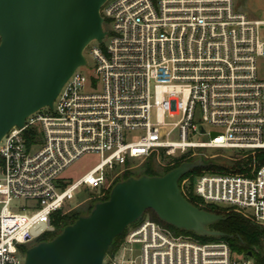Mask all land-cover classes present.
<instances>
[{
	"label": "built area",
	"instance_id": "built-area-1",
	"mask_svg": "<svg viewBox=\"0 0 264 264\" xmlns=\"http://www.w3.org/2000/svg\"><path fill=\"white\" fill-rule=\"evenodd\" d=\"M100 14L105 36L86 48L92 75L76 69L52 110L30 115L0 141V264H23V246L53 233L55 214L100 202L131 163L160 152L250 157L244 173L202 171L178 187L183 196L192 181L202 206L264 229V161L255 157L264 153V79L257 73L264 18L248 17L234 0H107ZM90 154L99 158L95 166L73 181L63 177ZM80 195L87 198L70 207ZM102 264L254 263L231 259L224 242L175 236L146 218L126 229Z\"/></svg>",
	"mask_w": 264,
	"mask_h": 264
},
{
	"label": "water",
	"instance_id": "water-1",
	"mask_svg": "<svg viewBox=\"0 0 264 264\" xmlns=\"http://www.w3.org/2000/svg\"><path fill=\"white\" fill-rule=\"evenodd\" d=\"M106 1L0 0V141L30 115L52 110L64 83L87 66L86 48L100 44L106 33L100 14ZM205 166L197 158L162 176L115 183L107 200L95 203L87 215L52 240L27 248L23 264H102L113 239L147 210L177 230L224 236L208 228L224 217L193 206L178 187L182 176Z\"/></svg>",
	"mask_w": 264,
	"mask_h": 264
},
{
	"label": "trees",
	"instance_id": "trees-1",
	"mask_svg": "<svg viewBox=\"0 0 264 264\" xmlns=\"http://www.w3.org/2000/svg\"><path fill=\"white\" fill-rule=\"evenodd\" d=\"M242 156V154H241ZM158 157L160 160H165L167 157L164 156L162 152L158 154ZM187 155L181 156L177 159H171L167 158V163L164 165V168H162L161 171H158L155 168V161H156V155L149 156L142 164V168L139 174L132 175L130 173L124 172L120 178L116 179L114 184L127 179L128 177H140V176H162L168 171L177 168L181 163L184 162H192L195 159L189 158L186 159ZM256 159H258L259 162L264 161V153L257 152L255 153ZM250 162V157L247 158H240L235 159L230 163L229 168L219 167V166H212L207 165L202 168H197L192 171H190L188 174L182 176L178 184H180V181L187 176L196 175L200 172H210L215 174H225V173H244L246 166ZM113 184V185H114ZM109 195V192L107 195L101 200L105 201L107 200ZM183 197L193 206L200 208L204 211H207L212 214L221 215L224 217L223 221H217L213 223L212 225L208 226L209 229L218 231L224 234L222 237H199L191 232H185L182 230H177L173 228L170 225H167L163 222H161L157 216L154 214L153 211L147 210L145 211L139 220H137L135 223L131 224L129 227L135 226L143 219H149L160 226L168 229L170 232H172L175 236H190L201 243H215V242H224L229 247V250L231 252H234L238 255H243L245 258L247 257V254L250 253L251 257L250 259L253 261L254 264H264V253L262 251H257L255 248L261 250L264 249V229L251 223L247 219H245L240 214L233 212V211H227L226 209L216 208L213 206H202L201 202L198 198H196L192 194V181L189 184L188 190L186 193L183 194ZM100 201V202H101ZM97 202H89V205L85 208L84 213H80L77 211H71L68 214L61 215L60 213H57L53 217V225H54V232L48 233L42 238H40L39 242L42 241H49L52 240L58 233L61 232V230L67 226L72 224L79 216L87 215L90 210L93 208L94 204ZM127 229V228H126ZM126 229L123 231V233L117 237H115L108 249V252L106 255L112 254L119 246Z\"/></svg>",
	"mask_w": 264,
	"mask_h": 264
},
{
	"label": "rangeland",
	"instance_id": "rangeland-1",
	"mask_svg": "<svg viewBox=\"0 0 264 264\" xmlns=\"http://www.w3.org/2000/svg\"><path fill=\"white\" fill-rule=\"evenodd\" d=\"M235 7L238 11H241L245 13L248 17H251L253 19L262 20L264 18V0H234ZM85 59L87 61V66L82 69V71L86 75H92L94 66H93V60L90 58L88 53H86V50L84 52ZM258 77L261 79H264V61L261 62V64L258 67ZM206 140V137H197L195 140ZM172 140H177V137H172ZM199 156L198 158H202L204 163L206 165H212V166H219L224 168H229V165L231 161L237 160L241 158V152L236 150H220V149H201L197 151ZM155 161V168L158 171H161L162 168H164V165L167 163V158L165 160H160L158 156H156ZM145 161V160H144ZM144 161L134 162L130 164V169L128 173L132 175H137L140 173L142 164ZM99 162V158L97 155L90 154L85 155L81 157L79 160H77L75 163H73L63 174V177L66 180H75L84 173H86L88 170H90L93 166H95ZM201 173V172H200ZM228 173V172H227ZM119 176L118 178H120ZM117 178V179H118ZM87 197L85 195H80L79 198H75L71 202H69V206L73 207L77 200L78 202H81L85 200ZM21 205V202H19ZM18 204V205H19ZM89 205V203L83 202L80 206H78L75 210L80 213H84L85 208ZM140 219V218H139ZM138 219V220H139ZM250 221V220H248ZM253 223L252 221H250ZM254 224V223H253ZM256 225V224H255ZM42 238V237H41ZM40 240L37 239L36 241L29 243L25 246H23V249H27L34 244L38 243ZM257 251H262L264 253V249L261 250L255 248ZM231 259L233 260H242L246 259L243 255H238L234 252H231ZM250 259V258H249Z\"/></svg>",
	"mask_w": 264,
	"mask_h": 264
}]
</instances>
